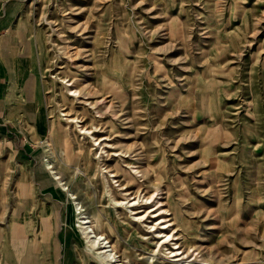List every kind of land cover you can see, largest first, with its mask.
Listing matches in <instances>:
<instances>
[{
	"label": "rangeland",
	"instance_id": "obj_1",
	"mask_svg": "<svg viewBox=\"0 0 264 264\" xmlns=\"http://www.w3.org/2000/svg\"><path fill=\"white\" fill-rule=\"evenodd\" d=\"M11 32L8 44L28 41L39 91L41 136L33 112L19 129L24 156L59 178L66 264H264V0H0V48ZM59 126L67 158L61 136H46ZM116 166L135 180L132 207L121 172L101 173ZM158 201L175 220L165 238ZM92 229L107 261L88 248L105 245Z\"/></svg>",
	"mask_w": 264,
	"mask_h": 264
},
{
	"label": "crops",
	"instance_id": "obj_2",
	"mask_svg": "<svg viewBox=\"0 0 264 264\" xmlns=\"http://www.w3.org/2000/svg\"><path fill=\"white\" fill-rule=\"evenodd\" d=\"M14 34L1 37L0 48V264H66L69 249L59 238L61 207L56 202L63 195L51 175L40 164L30 167L24 156L19 129L33 112L32 128L41 136L39 91L26 68L27 39L19 32V44L6 41ZM31 84L34 93L28 96Z\"/></svg>",
	"mask_w": 264,
	"mask_h": 264
},
{
	"label": "bare ground",
	"instance_id": "obj_3",
	"mask_svg": "<svg viewBox=\"0 0 264 264\" xmlns=\"http://www.w3.org/2000/svg\"><path fill=\"white\" fill-rule=\"evenodd\" d=\"M66 74V73H65ZM72 76H73V74H72ZM71 77V76H70ZM114 92V91H113ZM102 93H103V91H102ZM30 94V96H33L31 93H29ZM73 95V94H72ZM112 98V97H111ZM63 115H67V113H64ZM64 120H66V124H68V125H72V124H74L75 125V127H77L78 128V134H80V135H82V136H86V137H88V135L89 134H91V135H93L94 134V131H91V130H89V129H87V128H85V127H83V126H81V125H78L79 123H81V121L83 120V119H79V120H77L76 119V117H73V118H65ZM61 126H59V128H60ZM58 131H60V134L58 135L57 134V129H55V131L52 129H49L48 131H46V136H50V139H54V141H56V143H57V138H59L60 136H61V139H60V143H57V147L60 149L59 151L61 152V155L63 156V158L65 157V158H67L68 156H70V154H71V150H72V143H71V140H70V138H69V134L66 132V131H64V132H62L61 131V128L58 130ZM96 131V130H95ZM89 138V137H88ZM99 140H104L105 138H98ZM98 139L97 138H94L93 139V142H96V141H98ZM100 144V143H99ZM93 145V144H92ZM87 152L88 151H85V153H82L81 155H82V160H83V164H84V166H86V167H88V171H91V163H90V160H89V158L87 157ZM111 156H119L120 154H110ZM125 167H127V165H124ZM114 167V166H113ZM117 167V166H116ZM50 168H52L51 166H49L47 169H50ZM104 169H106L105 167H104ZM127 171V170H126ZM125 170H121V169H119V167H117V168H115L114 170H109V169H106V170H104V172L101 170V173H102V175H103V173H106V174H110V176L109 177H111V178H114V177H116V176H118V175H120V172H121V176L123 177L122 179H124V181L125 180H127V181H125V183H123L122 184V186H121V189L122 190H124V192L126 193V194H124V195H128V196H132L133 195V197L130 199V201H134V203L132 204V205H130V207H132V206H134V205H136L135 204V202L138 200V198H139V194H138V192L139 191H136V192H133V193H131V192H129V190H130V188L132 187L133 188V185L134 184H136L135 183V180H134V178L131 176V174H129L128 172H126ZM139 172V171H138ZM97 175H95V177H96ZM134 176V175H133ZM53 179H59L58 178V176L57 177H54ZM93 179H95V178H93V176H90L89 178H88V180L89 181H91V182H93ZM114 182H116V181H114ZM143 184V183H142ZM140 185L141 184H139L138 185V187L140 188ZM118 186H119V184H118ZM137 186V185H136ZM62 189H64V187H63V185H62V187H61ZM138 190H140V189H138ZM142 190V189H141ZM129 192V193H128ZM169 192V191H168ZM145 196V195H144ZM143 196V197H144ZM167 196H169V195H167ZM153 197V193H151V194H149L147 197H144V199H151ZM167 198V197H166ZM153 201V200H152ZM171 204V203H170ZM137 205H138V203H137ZM142 205H146V203L145 204H142ZM164 205H166V202H162V201H158L157 202V206H156V208L154 209V210H151V212H153V213H156V211L158 210V213L157 214H155L154 216H152V217H158V218H160L159 219V224H166V225H162V228H160V229H162V230H160L159 232H158V234H157V236L156 237H158V238H165V236H167V233H164V232H166V230H168L169 229V227H171L172 225H174V221L175 220H173V218H168V215H172L170 212H168V210L167 209H164V208H162ZM168 206V205H167ZM76 209H81V207H79V208H76ZM81 211H84V210H81ZM79 213L80 212H78L77 214L79 215ZM176 214H178V213H176ZM82 215V217H79L80 219H81V221L79 222L80 223V225H81V229H82V231H83V233L85 234V238H88V233L89 232H87V227H90L91 226V220H89L88 218V216H86V217H83V214H81ZM85 215V214H84ZM166 216V217H165ZM135 221V220H134ZM87 224H89V225H87ZM84 225H86V226H84ZM166 229V230H165ZM92 231V233L94 234V238H97L96 236H99V238L97 239L98 241L100 240V241H102L105 245H103V246H98L99 245V243H97V244H95V240H88V248L90 249V250H92V253H95L96 255H98V254H100V257H101V259L102 260H104V261H107V260H105V258H108V256L109 255H105L107 252L109 253L110 252V254H112L113 252H112V249H111V246L108 244V241H106L105 240V237H102V235L101 234H97V233H95L94 231H93V229L91 230ZM174 231V230H173ZM175 233L174 234H176L177 232L176 231H174ZM163 233L165 234V235H163ZM174 234H172V235H168V237L170 238V240H174V239H177L176 237H174ZM173 245H174V248H172V250L169 252V253H172L173 251H174V253L173 254H171L170 256L171 257H174V259L172 260V261H184V258H186L187 256H186V254L183 252V251H180V246L179 245H177V243H173ZM98 248H100V250L102 249L103 251H101V252H94V250H96V249H98ZM88 249V250H89ZM109 249V250H108ZM185 254V255H184ZM115 262V260L113 261V262H109V264L111 263H114ZM168 262V261H167ZM101 264V263H100ZM119 264V263H118ZM175 264V263H174Z\"/></svg>",
	"mask_w": 264,
	"mask_h": 264
}]
</instances>
